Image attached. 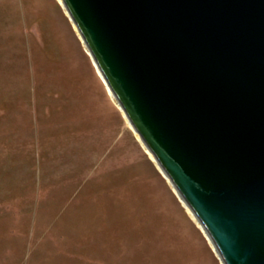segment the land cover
Listing matches in <instances>:
<instances>
[{
    "label": "rangeland",
    "instance_id": "1",
    "mask_svg": "<svg viewBox=\"0 0 264 264\" xmlns=\"http://www.w3.org/2000/svg\"><path fill=\"white\" fill-rule=\"evenodd\" d=\"M82 40L0 0V264H222Z\"/></svg>",
    "mask_w": 264,
    "mask_h": 264
},
{
    "label": "water",
    "instance_id": "2",
    "mask_svg": "<svg viewBox=\"0 0 264 264\" xmlns=\"http://www.w3.org/2000/svg\"><path fill=\"white\" fill-rule=\"evenodd\" d=\"M224 264H264V0H62Z\"/></svg>",
    "mask_w": 264,
    "mask_h": 264
},
{
    "label": "bare ground",
    "instance_id": "3",
    "mask_svg": "<svg viewBox=\"0 0 264 264\" xmlns=\"http://www.w3.org/2000/svg\"><path fill=\"white\" fill-rule=\"evenodd\" d=\"M58 1L61 2V3L63 4L62 0H58ZM73 23H74V22H73ZM76 29H77V28H76ZM77 30H78V29H77ZM78 33H79V32H78ZM81 38H82V37H81ZM82 41H83V40H82ZM93 61H94V59H93ZM94 64L96 65L95 61H94ZM96 67H97V71H98L99 76H100V77L102 78V80L104 81V84L107 86V89H108V91H109V93H110V95H111V94H112V91L110 90V88H109L107 82L104 80V78H103V76H102V74H101V72H100V70H99V68H98L97 65H96ZM112 95H113V94H112ZM120 109L122 110V108H120ZM124 116H125V115H124ZM126 119H128V118H126ZM129 125H130V123H129ZM130 126H131V129L133 130V133L136 134L137 139H139V141L142 142V140L140 139L139 134L135 131V129L133 128L132 125H130ZM142 143H143V142H142ZM143 144H144V143H143ZM144 146H145V145H144ZM145 149H146V152H147V154L149 155V157H150V158H151V159L157 164V167L159 168V170L161 171V173H162V174L164 175V177L168 180V182L171 184V186L175 189V187H174V185L172 184L170 178H169V177L165 174V172L162 170V168L160 167V165H159L158 162L156 161V159H155L154 155L152 154V152H151L146 146H145ZM175 191H176V189H175ZM175 191H174V192H175ZM176 192H177V195L179 196L181 202L183 203V205H184V207H185L187 213L191 216V218H192L195 222H197L199 229L202 230V232L204 233V235H205L206 238L208 239L209 243H210L211 246L213 247L214 251H215L216 254L219 256V253H218V251L216 250L215 245L213 244L211 238L208 236L207 232L205 231V229L203 228V226H202L201 223L199 222V220H198V218L196 217V215H195V213L193 212V210L190 208V206L187 204V202L184 200V198L178 193V191H176ZM219 258H220V256H219ZM220 260H221V263L224 264V262L222 261L221 258H220Z\"/></svg>",
    "mask_w": 264,
    "mask_h": 264
}]
</instances>
